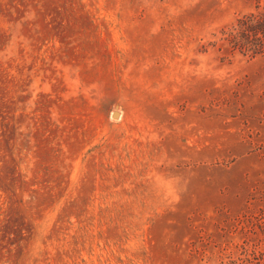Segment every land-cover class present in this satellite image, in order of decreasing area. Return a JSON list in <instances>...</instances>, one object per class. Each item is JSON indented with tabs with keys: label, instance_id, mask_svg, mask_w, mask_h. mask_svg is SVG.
Wrapping results in <instances>:
<instances>
[{
	"label": "rangeland",
	"instance_id": "374dc122",
	"mask_svg": "<svg viewBox=\"0 0 264 264\" xmlns=\"http://www.w3.org/2000/svg\"><path fill=\"white\" fill-rule=\"evenodd\" d=\"M264 0H0V264H264Z\"/></svg>",
	"mask_w": 264,
	"mask_h": 264
},
{
	"label": "trees",
	"instance_id": "16d2710c",
	"mask_svg": "<svg viewBox=\"0 0 264 264\" xmlns=\"http://www.w3.org/2000/svg\"><path fill=\"white\" fill-rule=\"evenodd\" d=\"M224 39L230 50L257 54L264 51V9L240 18Z\"/></svg>",
	"mask_w": 264,
	"mask_h": 264
}]
</instances>
